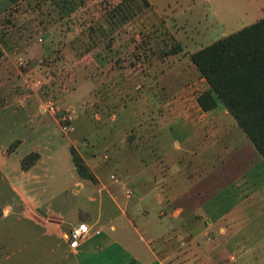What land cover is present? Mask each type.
<instances>
[{
    "label": "rangeland",
    "instance_id": "374dc122",
    "mask_svg": "<svg viewBox=\"0 0 264 264\" xmlns=\"http://www.w3.org/2000/svg\"><path fill=\"white\" fill-rule=\"evenodd\" d=\"M151 1L0 0V212L13 208L0 218V264H35V226L18 197L35 200V190L51 215L71 222V201L82 211L75 222L89 226L100 207L88 197L104 193L94 230L127 233L145 218L164 230L160 212L183 205L200 216L201 253L191 257L184 233L167 246L172 263L225 264L229 236V247H254L244 264H264V160L222 104L201 111L208 86L190 61L264 18V0ZM155 188L172 194L164 207ZM230 212L203 232L207 216Z\"/></svg>",
    "mask_w": 264,
    "mask_h": 264
},
{
    "label": "crops",
    "instance_id": "0c3cea01",
    "mask_svg": "<svg viewBox=\"0 0 264 264\" xmlns=\"http://www.w3.org/2000/svg\"><path fill=\"white\" fill-rule=\"evenodd\" d=\"M147 2L149 3L151 8H154L153 2L151 0H147ZM41 161L42 155L38 164L35 165V168L38 167ZM37 180L38 179H35V181ZM142 181L147 185L155 186L153 180H149L148 178ZM166 182L161 184L168 185V183ZM177 182L178 184H194L193 181L189 179H177ZM244 182L245 181H243L242 183ZM75 184L77 190L81 191L83 189L84 184L79 179ZM153 190L154 193H151V196H153L154 198L159 197L158 202L160 206L163 205L164 207V201L167 202L168 198L172 196V194L167 191L164 197V194H158L156 188ZM36 193L37 190H35V200H29V198L23 194H19L18 196L27 210L26 216L35 226V264H151L152 261L158 264H174L170 260L175 255V253L177 254V251L175 250V253L170 252L167 246L168 244L171 245L173 243H175L176 245L180 244V242L184 238V233H191L192 235L190 246L191 257L196 258L197 255L198 257L200 256V216L197 215L194 210H187L189 208H187L186 206H179L176 211H170L169 213H166L164 215H162L163 212H160L159 218H170L169 221H166L162 224L165 225L164 230H162V227L159 230H155L151 226V224L150 226L148 225L152 222L151 219L145 218L144 221H141L142 223L138 227H136L134 224H131L130 221V224L126 231L127 233H125V228H116L113 225L109 226V228L101 227L102 230H94V227L99 223V220L102 217L101 208L102 204L104 203V193L92 194L93 197H88L91 202H96V196H98L100 207V210L96 215V219L91 226H89L85 222H75V220L78 221L76 217H78L82 213L81 207L79 205H70L71 201H64L63 205H65V208L70 206L73 215V218L72 216L69 217L71 222H68V220H66V222L64 220L65 218L61 217L58 214L51 215V212L46 209L49 204L45 205V202L41 200V198H39ZM105 194V198L109 202H111V206L117 208L118 205L116 204V196L111 192ZM183 196L185 195L176 196V199H179V197ZM189 198H191L192 200H196V196L193 195ZM30 201L34 202V204H32V202ZM261 201L264 204V197ZM240 205V209L242 210L244 203L241 202ZM197 208H199V206H197ZM43 209L46 211H43ZM12 212L13 208H11L10 206L4 207L2 209V212H0V218H7ZM231 212L230 214L226 213L218 216V218H216L217 220H211L207 216V226L205 227V230L203 232L218 228L217 223L219 222L221 224V221L225 222V220L229 216H232ZM125 213L127 212H124V215H126L127 219L128 215ZM244 213L241 211V215L245 217ZM172 218H174V222L172 221ZM228 220L232 222L233 219L231 218ZM79 225H87L91 229V231L92 229L93 231L90 233L89 237L86 240H83L78 245L77 248L71 249L67 245L66 236L68 235L72 227ZM168 230H171L174 235L172 239H168L167 237ZM261 232L264 236V231ZM125 234L129 235V239L131 241H129ZM97 236L102 238L96 239ZM94 238L95 240H93ZM125 238H127L128 240ZM228 238L229 240H231L229 236ZM229 240L226 237L224 238L222 257H228L229 259V262H226V260L223 259L224 263H246L243 259H245L246 254L253 250L254 247L240 246L237 244L229 247ZM7 241L5 242L6 244ZM2 244L0 245L1 251L3 250L4 246H2ZM260 246L262 249L264 248V244H260ZM216 248L217 247L215 246L212 247L211 245H208L209 251L213 249L217 250ZM5 251V262H8L11 259L12 254L9 252L8 247H6ZM192 262L194 263V261Z\"/></svg>",
    "mask_w": 264,
    "mask_h": 264
},
{
    "label": "trees",
    "instance_id": "16d2710c",
    "mask_svg": "<svg viewBox=\"0 0 264 264\" xmlns=\"http://www.w3.org/2000/svg\"><path fill=\"white\" fill-rule=\"evenodd\" d=\"M190 61L208 86L197 98L201 111L222 104L264 160V18L197 51Z\"/></svg>",
    "mask_w": 264,
    "mask_h": 264
},
{
    "label": "built area",
    "instance_id": "2783aa9c",
    "mask_svg": "<svg viewBox=\"0 0 264 264\" xmlns=\"http://www.w3.org/2000/svg\"><path fill=\"white\" fill-rule=\"evenodd\" d=\"M91 233V229L87 225L74 226L66 236L67 245L71 249H75L78 245L86 240Z\"/></svg>",
    "mask_w": 264,
    "mask_h": 264
}]
</instances>
